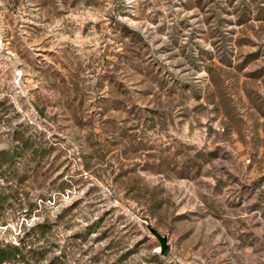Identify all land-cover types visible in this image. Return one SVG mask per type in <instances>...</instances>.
Segmentation results:
<instances>
[{"label":"rangeland","instance_id":"374dc122","mask_svg":"<svg viewBox=\"0 0 264 264\" xmlns=\"http://www.w3.org/2000/svg\"><path fill=\"white\" fill-rule=\"evenodd\" d=\"M0 152L4 264H264V0H0Z\"/></svg>","mask_w":264,"mask_h":264},{"label":"trees","instance_id":"16d2710c","mask_svg":"<svg viewBox=\"0 0 264 264\" xmlns=\"http://www.w3.org/2000/svg\"><path fill=\"white\" fill-rule=\"evenodd\" d=\"M20 255L21 253L16 245L0 242V264L10 262L18 258Z\"/></svg>","mask_w":264,"mask_h":264},{"label":"water","instance_id":"95a60500","mask_svg":"<svg viewBox=\"0 0 264 264\" xmlns=\"http://www.w3.org/2000/svg\"><path fill=\"white\" fill-rule=\"evenodd\" d=\"M150 232L159 240L160 242V250H164L167 245V237L165 235H161L155 229L150 228Z\"/></svg>","mask_w":264,"mask_h":264}]
</instances>
